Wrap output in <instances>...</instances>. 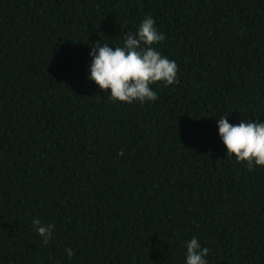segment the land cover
<instances>
[{
    "label": "trees",
    "instance_id": "16d2710c",
    "mask_svg": "<svg viewBox=\"0 0 264 264\" xmlns=\"http://www.w3.org/2000/svg\"><path fill=\"white\" fill-rule=\"evenodd\" d=\"M147 16L178 83L111 100L92 48ZM222 116L264 123V0H0V264H186L193 237L264 264V166L227 155Z\"/></svg>",
    "mask_w": 264,
    "mask_h": 264
},
{
    "label": "clouds",
    "instance_id": "9594fccd",
    "mask_svg": "<svg viewBox=\"0 0 264 264\" xmlns=\"http://www.w3.org/2000/svg\"><path fill=\"white\" fill-rule=\"evenodd\" d=\"M165 39L155 27V21L147 16L135 34L128 32L123 36V46H115L96 42L90 56L89 79L101 90L110 93L114 101L132 104L139 101L158 99L151 85L165 82V87L178 83V66L175 61L163 57L153 46ZM218 133L227 149L228 156H234L237 162H246L247 169L264 166V123L250 120L236 125L228 122L227 117L217 120ZM123 155V152L119 153ZM33 226L42 243L47 245L52 238L54 225L43 224L40 219L33 218ZM69 256L74 253L65 249ZM209 249L201 247L198 239L193 237L186 244V264H208L205 257Z\"/></svg>",
    "mask_w": 264,
    "mask_h": 264
}]
</instances>
